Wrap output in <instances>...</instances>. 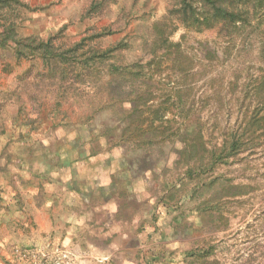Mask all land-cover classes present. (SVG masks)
Here are the masks:
<instances>
[{"label": "rangeland", "instance_id": "rangeland-1", "mask_svg": "<svg viewBox=\"0 0 264 264\" xmlns=\"http://www.w3.org/2000/svg\"><path fill=\"white\" fill-rule=\"evenodd\" d=\"M21 1L30 8L23 12L22 34L46 39L62 30L61 42L73 45L107 28L112 34L101 38L102 49L128 42L115 61L147 66L154 93L147 105L161 104L173 87L187 90L208 148L221 145L255 104L247 89L263 73L258 40L243 41L244 34L229 35L220 25L183 27L166 18L174 0H118L101 18L82 17L87 0ZM161 39L178 46L161 47ZM30 66L0 50V145L16 140L8 148L35 160L29 177L42 180L47 202L38 189L42 204L30 203L13 232L6 230L1 264H264V137L204 176L205 185L214 177L223 183L206 186L195 199L189 196L194 183H188L167 209L163 182L182 172L169 147L164 155L153 150L158 164L152 175L142 162L127 161L124 147L112 146L123 123L111 109L87 121L75 102L56 107L55 94L30 101L8 94ZM26 119L36 122L24 127ZM18 133L25 139L17 141ZM125 167L130 172L121 174ZM228 185L238 192L224 194ZM205 200L214 209L194 211ZM202 250L207 257L189 256Z\"/></svg>", "mask_w": 264, "mask_h": 264}, {"label": "trees", "instance_id": "trees-1", "mask_svg": "<svg viewBox=\"0 0 264 264\" xmlns=\"http://www.w3.org/2000/svg\"><path fill=\"white\" fill-rule=\"evenodd\" d=\"M117 1L87 0L82 17H104ZM174 1L166 18L175 20L183 27L200 29L220 25L229 35L244 34L243 41L258 40L263 73L258 82L247 89L255 104L248 110L239 127L231 131L219 146H206L202 124L192 116L194 104L190 101L191 95L187 90L173 87L161 104L156 107L147 105L148 97L154 94L147 84L151 77L146 71L147 66L143 62L117 65L116 52L128 48V42H118L102 49L99 43L102 37L112 34L110 29L103 28L73 45L61 42L62 30L46 39L32 34L25 35L21 30L25 21L23 12L30 11L28 4L21 0H0V50L10 52L16 63H31L17 77L15 90L8 94L26 97L29 101L37 99L43 92L55 94L56 107L75 102L77 108L86 112L87 121L96 113L111 109L123 123L121 135L112 146L119 149L124 147V158L131 162H142L143 171L152 175L158 164L153 150H161L164 155L163 150L169 147L171 154L178 159L176 164L181 162L182 172L174 179H165L163 182V194L160 198L169 200L165 203L167 209L171 206L169 203L175 200L176 193L182 192V188L188 183H194L189 195L192 199L202 196L206 186L223 183L221 177H214L205 185L204 176L212 173L218 166L228 165L230 158L258 146L264 137V0ZM177 46L169 39H161V47ZM33 111L38 113L39 105H34ZM168 115L172 118L167 119ZM35 122L36 120L26 119L22 126L27 127ZM18 134L17 141L25 139L21 133ZM105 134L106 131L97 137ZM13 141L6 139L5 145H0V162L3 161L4 167H8L18 160L28 170H33L35 160L29 153H18L17 148H12L19 143ZM8 142L12 146L11 150ZM36 162L39 163L38 160ZM126 171L130 172L128 167H125V171L122 169L121 174ZM39 184L40 197L45 202L41 179ZM222 190L227 196H233V192H238L239 187L228 185ZM36 202L39 205L43 201L36 197ZM210 202L203 201L194 211L213 210L214 207L208 206ZM208 252L191 251L189 256L203 259L208 256Z\"/></svg>", "mask_w": 264, "mask_h": 264}, {"label": "crops", "instance_id": "crops-1", "mask_svg": "<svg viewBox=\"0 0 264 264\" xmlns=\"http://www.w3.org/2000/svg\"><path fill=\"white\" fill-rule=\"evenodd\" d=\"M18 153L21 150L18 149ZM0 264L1 253L5 251L8 241L6 233L16 228L17 219H21L24 209H27L28 205L33 201L37 204L36 193L40 184L30 179V173L27 167L23 165H9L4 167L3 161L0 162ZM26 174L25 177L21 176L22 172ZM48 170L46 169V172ZM51 172V171H50ZM48 173V172H47ZM21 179V180H20ZM52 184L57 181L49 180ZM47 183V182H46ZM44 186V185H43ZM51 195L47 194V198ZM53 197H51L52 199ZM47 202V199L46 201ZM49 203V201H48ZM33 205V203H32ZM34 206V205H33ZM8 209V210H7ZM9 231H6V230ZM12 234V233H11ZM11 238V237H10Z\"/></svg>", "mask_w": 264, "mask_h": 264}]
</instances>
